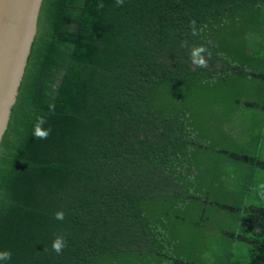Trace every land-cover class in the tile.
<instances>
[{
    "label": "trees",
    "instance_id": "obj_1",
    "mask_svg": "<svg viewBox=\"0 0 264 264\" xmlns=\"http://www.w3.org/2000/svg\"><path fill=\"white\" fill-rule=\"evenodd\" d=\"M263 8L264 0H50L0 161V252H11L0 264H212L176 234L209 230L204 206L213 203L197 195V155L210 144L191 93L208 100L231 75L259 83L249 95L260 91L257 50H227L226 39L248 32ZM198 45L210 53L207 67L190 61ZM241 96L237 105L264 107ZM38 116L47 139L33 137ZM213 151L264 170L263 158ZM218 210L235 212L240 228L219 234L247 244L246 264H264V206ZM58 235L60 254L51 247Z\"/></svg>",
    "mask_w": 264,
    "mask_h": 264
},
{
    "label": "rangeland",
    "instance_id": "obj_2",
    "mask_svg": "<svg viewBox=\"0 0 264 264\" xmlns=\"http://www.w3.org/2000/svg\"><path fill=\"white\" fill-rule=\"evenodd\" d=\"M255 15L250 17L252 28L242 36H233L231 40L238 46L245 44L247 51H251L250 49L253 48L256 49L259 56L253 60L263 65L264 8L259 11L256 17ZM255 21L257 25L253 27L252 23H255ZM258 84L252 79L247 82L237 75H231L224 80L215 81L212 94L208 100L198 96L197 90L191 93L196 123L201 128L200 121H204V119L197 121V114L202 117V114L207 113L206 123L208 129L206 134L209 138L210 147L199 154L197 153L198 160L204 163L203 169L205 170L197 174V191L200 192L197 195L201 196L206 192L208 198L213 201L211 204H205L204 216L206 218L202 220L203 224L210 227V229L205 230L198 226L197 229L183 226L177 232H173H176L180 244H183L184 247L197 249V259L204 260L206 263L246 264L247 261V244L231 242L226 236L219 234L216 229L240 230L236 226L238 219L235 212L218 210L220 205L229 203L237 206L243 203L264 206V200H261L257 194V186L264 182V170L252 168L250 170L249 165L244 167L242 162L229 160L221 152L213 151L216 148L264 159V107L249 109L235 103L240 94H243L240 97L243 100H257L264 103V85H260V91H257L256 94L249 95L254 91V85ZM220 122H222L221 129L217 125ZM216 125L218 128H216ZM223 129H225L224 132H222ZM221 134H229L228 136L234 140L233 144L223 145L221 138H219ZM206 172L212 179L217 178L218 184L216 186L209 185L204 181V179H207ZM200 188L202 189L199 190ZM197 221L199 223V220ZM187 236L195 237V240L186 242ZM229 252H231V256L227 259L225 255ZM200 261L197 262L200 263ZM124 264H133V262L126 260Z\"/></svg>",
    "mask_w": 264,
    "mask_h": 264
},
{
    "label": "water",
    "instance_id": "obj_3",
    "mask_svg": "<svg viewBox=\"0 0 264 264\" xmlns=\"http://www.w3.org/2000/svg\"><path fill=\"white\" fill-rule=\"evenodd\" d=\"M50 0H0V161Z\"/></svg>",
    "mask_w": 264,
    "mask_h": 264
},
{
    "label": "clouds",
    "instance_id": "obj_4",
    "mask_svg": "<svg viewBox=\"0 0 264 264\" xmlns=\"http://www.w3.org/2000/svg\"><path fill=\"white\" fill-rule=\"evenodd\" d=\"M116 6H122L124 0H115ZM104 7L103 3H98L97 8L102 9ZM191 35L196 36L198 34V30L196 28V22L193 20L190 22ZM205 54L210 55L207 49L203 45H198L190 49L189 58L191 63L196 67H207V60L205 59ZM55 105L50 104L49 109L54 110ZM44 116H38L37 121L33 126V137L36 139H47L50 134V128L45 129L42 125L45 124ZM3 137V131L0 130V139ZM257 194L261 200H264V182H261L257 186ZM54 218L56 220L62 221L64 219V213L62 211H58L54 214ZM66 246V241L62 235L56 236V238L52 241V250L57 254H60L63 248ZM11 259V252L2 251L0 252V260L7 261Z\"/></svg>",
    "mask_w": 264,
    "mask_h": 264
},
{
    "label": "crops",
    "instance_id": "obj_5",
    "mask_svg": "<svg viewBox=\"0 0 264 264\" xmlns=\"http://www.w3.org/2000/svg\"><path fill=\"white\" fill-rule=\"evenodd\" d=\"M226 43H227V44H226V45H227V46H226V49H227V50H228V49L230 50V46L233 44L231 38L226 39ZM236 45H238V44H236ZM243 46H244V45H243ZM249 49H250V48H249ZM245 52H248V53H249L250 51H247V49H246ZM221 62H222V61H216V62H215V68L218 69L219 67H221ZM224 130H225V129H223L222 132H224ZM228 135H229V134H226V137H227ZM228 137H229V136H228ZM229 138H231V137H229ZM197 165H198V166H202L201 163H197ZM203 166H204V165H203ZM212 170H215V169H212ZM216 170H217V168H216ZM204 171H205V170H204ZM205 176H206L207 179H204V181H206L207 183H209V185L212 184L213 186H216V185L218 184V182H217V178L212 179V177H211L207 172H206V175H205ZM215 179H216V180H215ZM214 180H215L216 182H215Z\"/></svg>",
    "mask_w": 264,
    "mask_h": 264
}]
</instances>
